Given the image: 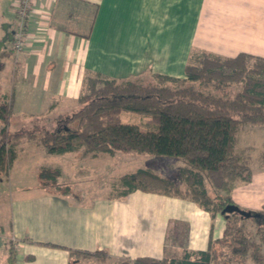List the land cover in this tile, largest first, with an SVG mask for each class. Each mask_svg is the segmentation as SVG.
I'll list each match as a JSON object with an SVG mask.
<instances>
[{
  "label": "crops",
  "instance_id": "0c3cea01",
  "mask_svg": "<svg viewBox=\"0 0 264 264\" xmlns=\"http://www.w3.org/2000/svg\"><path fill=\"white\" fill-rule=\"evenodd\" d=\"M17 9L18 0H0V15L15 19ZM25 25L23 50L12 41L0 50V98L27 118L72 114L89 75L185 78L197 52L264 58V0H33ZM261 177L254 173L234 189L239 206L263 209L248 202L264 200ZM2 187L0 227L15 240L16 264H69V250L181 259L187 250H206L226 227L222 215L212 218L192 201L140 190L81 201L28 180L16 184L11 174ZM253 189L260 194L243 193Z\"/></svg>",
  "mask_w": 264,
  "mask_h": 264
},
{
  "label": "trees",
  "instance_id": "16d2710c",
  "mask_svg": "<svg viewBox=\"0 0 264 264\" xmlns=\"http://www.w3.org/2000/svg\"><path fill=\"white\" fill-rule=\"evenodd\" d=\"M4 67L0 59V71ZM86 83L89 94L77 100L78 108L72 114L37 117L32 125L14 131L9 130L12 100L0 98V182L8 178L22 139L37 142L50 155L136 153L165 160V173L139 168L122 175L114 197L123 199L140 190L192 201L211 212L212 218L218 214L225 218L223 237H210L206 250H187L181 259L142 257L128 261L264 264V208L247 209L233 198L234 189L250 183L254 176L249 158L237 156V143L241 128L264 127V58L248 54L223 58L197 52L190 57L185 78L152 74L109 79L95 74L86 77ZM121 111L149 115L154 127L142 129L124 123L119 118ZM171 170L178 179L171 177ZM60 174L55 170L42 176L60 187L56 182ZM229 205L246 213L224 212ZM3 236L5 231L0 227ZM4 244L6 263L16 264L15 240H5ZM107 254L69 250V264Z\"/></svg>",
  "mask_w": 264,
  "mask_h": 264
},
{
  "label": "rangeland",
  "instance_id": "374dc122",
  "mask_svg": "<svg viewBox=\"0 0 264 264\" xmlns=\"http://www.w3.org/2000/svg\"><path fill=\"white\" fill-rule=\"evenodd\" d=\"M0 42L4 39L5 31L4 26L9 25V30L14 32L19 23V18L5 15H0ZM84 95H88L89 92L86 87L84 88ZM114 115V113H112ZM17 116V117H16ZM119 118L124 123L137 124L142 129H152L154 127V120L151 116L139 114L130 111H121ZM34 117H24L13 112V118L9 127L10 131L15 130L17 127H28L32 125ZM77 121L74 122V125ZM2 126V124H1ZM17 159L14 162L10 174L13 176V182L18 184L28 180L30 184L34 182L38 183L42 190H50L54 193L64 194L69 186V191L74 197L77 196L81 201L86 197L93 199L102 195H115L116 186L119 185V178L126 173L134 172L139 168H151L156 172L165 173L167 171V163L165 160H154L147 155H140L136 153H119L116 156H110L109 154L101 153L96 156L92 154H85L81 151L73 154L64 155H48L42 147L35 141H29L22 139L16 146ZM264 127L250 126L241 128L238 135L237 143V156L247 157L251 161V167L257 176L261 174V180L264 181ZM60 170L61 174L56 178L60 187H57L56 183L48 180L42 175ZM173 170V169H172ZM171 170L169 174L174 179H178V176ZM20 176L24 178H20ZM35 181H34V180ZM263 181H260L258 185H253L254 188L259 187ZM264 184V182H263ZM3 191V187L0 188V193ZM8 191V190H7ZM115 193H114V192ZM247 197H252L254 194H260V192L246 191L243 192ZM248 201L249 204L258 206L261 208L264 206V200L256 203L255 201ZM255 202V203H254ZM264 208V207H263ZM8 227V224H7ZM12 238L10 232L8 235L2 237V246L0 249V264H4L2 257L5 255V261L7 258L5 240L9 241ZM218 248V246H217ZM219 251V250H218ZM5 264H7L5 262ZM81 264H132L126 258H116L109 254L105 256H97L95 258H84L81 260ZM239 264H253L251 261L239 263Z\"/></svg>",
  "mask_w": 264,
  "mask_h": 264
},
{
  "label": "built area",
  "instance_id": "2783aa9c",
  "mask_svg": "<svg viewBox=\"0 0 264 264\" xmlns=\"http://www.w3.org/2000/svg\"><path fill=\"white\" fill-rule=\"evenodd\" d=\"M32 2L33 0H18L17 12H18L19 23L17 29L14 31L13 40H12L13 48L17 52L22 51L26 45L25 24L29 12L32 8Z\"/></svg>",
  "mask_w": 264,
  "mask_h": 264
},
{
  "label": "water",
  "instance_id": "95a60500",
  "mask_svg": "<svg viewBox=\"0 0 264 264\" xmlns=\"http://www.w3.org/2000/svg\"><path fill=\"white\" fill-rule=\"evenodd\" d=\"M4 29L6 31V35L4 36V39L0 42V50L2 49V47L5 45V43L7 41H12L13 40V35H14V32H9L8 31V25H5L4 26ZM233 211H238V212H241L243 214H245L246 212H243L239 209L238 206L236 205H229L225 208L224 212H233Z\"/></svg>",
  "mask_w": 264,
  "mask_h": 264
}]
</instances>
